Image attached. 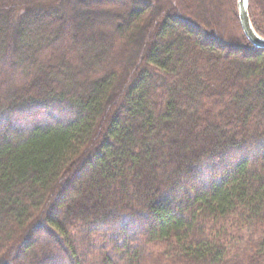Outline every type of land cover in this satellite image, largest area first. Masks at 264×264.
Here are the masks:
<instances>
[{
    "label": "trees",
    "instance_id": "trees-1",
    "mask_svg": "<svg viewBox=\"0 0 264 264\" xmlns=\"http://www.w3.org/2000/svg\"><path fill=\"white\" fill-rule=\"evenodd\" d=\"M192 1L0 0V264H264V48Z\"/></svg>",
    "mask_w": 264,
    "mask_h": 264
},
{
    "label": "water",
    "instance_id": "water-1",
    "mask_svg": "<svg viewBox=\"0 0 264 264\" xmlns=\"http://www.w3.org/2000/svg\"><path fill=\"white\" fill-rule=\"evenodd\" d=\"M237 6L240 23L245 35L254 46L264 48V37L257 33L250 18L249 0H237Z\"/></svg>",
    "mask_w": 264,
    "mask_h": 264
},
{
    "label": "rangeland",
    "instance_id": "rangeland-1",
    "mask_svg": "<svg viewBox=\"0 0 264 264\" xmlns=\"http://www.w3.org/2000/svg\"><path fill=\"white\" fill-rule=\"evenodd\" d=\"M196 2L193 0L192 1V3H190L189 5H191V6H193L194 7V4H195ZM97 5H100L99 3H97ZM101 6V5H100ZM204 7V11H207L208 13H210V15H212V16H216V18L218 17V15L216 14L215 15V12L212 10V7H211V3H209V5H205V6H203ZM82 15V20H87L88 21V23H91V22H89L90 20L89 19H87V18H85V16H83V14H81ZM217 19H219V17L217 18ZM86 23V22H85ZM66 117H67V114H63L62 115V119H66Z\"/></svg>",
    "mask_w": 264,
    "mask_h": 264
}]
</instances>
